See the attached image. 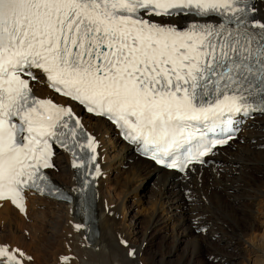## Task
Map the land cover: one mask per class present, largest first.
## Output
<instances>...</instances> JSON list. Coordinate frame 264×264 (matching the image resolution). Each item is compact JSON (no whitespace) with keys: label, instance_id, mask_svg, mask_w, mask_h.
Segmentation results:
<instances>
[{"label":"snow or ice","instance_id":"obj_1","mask_svg":"<svg viewBox=\"0 0 264 264\" xmlns=\"http://www.w3.org/2000/svg\"><path fill=\"white\" fill-rule=\"evenodd\" d=\"M255 11L252 0H0V199L20 203L48 179L53 145L87 149L73 166L100 175L95 138L71 105L36 97L37 72L156 165L207 163L235 117L264 114ZM0 264H24L21 251L0 246Z\"/></svg>","mask_w":264,"mask_h":264},{"label":"bare ground","instance_id":"obj_2","mask_svg":"<svg viewBox=\"0 0 264 264\" xmlns=\"http://www.w3.org/2000/svg\"><path fill=\"white\" fill-rule=\"evenodd\" d=\"M257 14L264 23V2L258 3ZM39 81L33 84L37 94L75 107L86 128L97 137L103 169L96 204L100 234L93 243L87 241L75 202L32 194L20 203L0 200V244L20 250L24 264H209L198 253L206 245L214 247L210 253L221 264H264V149L260 148L264 145V117H258L241 134L245 145L231 141L215 156V163L195 165L180 177L133 154L106 120L83 113ZM54 161L56 167L48 169L50 175L75 194L78 181L72 156L59 149ZM150 176L154 178L147 187ZM128 197L134 202L127 204ZM142 201L139 211L145 216L131 217L130 210ZM201 227L215 239L196 235L195 229ZM156 241L170 243L171 248L166 251V247L162 254L151 249V255L149 245ZM181 246L194 253L178 257ZM132 249L134 256L129 255ZM30 255H34L33 261L28 259Z\"/></svg>","mask_w":264,"mask_h":264},{"label":"rangeland","instance_id":"obj_3","mask_svg":"<svg viewBox=\"0 0 264 264\" xmlns=\"http://www.w3.org/2000/svg\"><path fill=\"white\" fill-rule=\"evenodd\" d=\"M248 139H250V137H248ZM237 143H239V144H246L245 143V141L244 140H239V141H237ZM243 146V145H242ZM234 148V147H233ZM260 148H262V149H264V145H261L260 146ZM236 165H244V162H236L235 163ZM125 168H127L128 169V165H126L125 166ZM221 171V170H220ZM233 173H236V174H238V172L239 171H232ZM231 172V173H232ZM221 173H225V172H221ZM225 174H227V173H225ZM228 175V174H227ZM227 178H229L230 176H226ZM225 177V178H226ZM152 178H154V177H152V176H150V178L149 179H147L146 180V182H145V185H147V187L148 186H150L151 184H152ZM209 182L210 183H212V179L211 180H209ZM219 188H222L221 186L219 187ZM153 192H154V190H153ZM189 193V192H188ZM210 194V192L208 193V195ZM132 196H133V199H134V197H135V195H133L132 194ZM129 198V197H128ZM136 201V200H135ZM131 202H134V201H132L130 198L127 200V204H129V203H131ZM141 204L143 205V201L142 202H140V204H135V206H136V208L135 209H132V210H130V216L131 217H133V215L135 216V218L136 217H139L140 215H144L145 216V213L143 214V210H141V211H139L140 210V207H141ZM140 206V207H139ZM138 207H139V209H138ZM149 211L151 212V206H149ZM134 212H136L135 214H134ZM138 212H141V213H138ZM139 215V216H138ZM28 221V220H27ZM142 221V220H141ZM144 226V227H143ZM144 228H145V224H143V225H141L140 226V234L142 233V231H144ZM202 228V227H201ZM229 231L231 232V230L229 229ZM27 233V232H26ZM194 233H196V235H199V234H201L202 236H207L208 234H209V232L207 231V229H205V231L204 232H195L194 231ZM27 236L28 237H30V231L27 233ZM204 236V237H205ZM209 237H211L210 235H208ZM217 236V235H216ZM193 236H191V238H192ZM215 239V236L213 237H211V239ZM157 242V243H156ZM155 243L158 245H156L155 243L154 244H150L149 245V250L151 251V249L152 250H158V251H160V253L162 254L165 250L167 251L168 249H170L171 248V245H170V243H166V242H168V240L164 243V244H159L158 243V241H156ZM165 245V246H164ZM152 246V247H151ZM154 246V247H153ZM160 247V248H159ZM162 247V248H161ZM167 247V248H166ZM182 248L181 249H179V250H177V255H178V257H181V256H185V255H190L191 253L193 254L194 252H191V250H188V249H184L183 247L184 246H181ZM205 247H207V249H205V251L204 252H198V253H200V257H199V259H201V257H202V259L204 260V259H206V260H208V263L209 264H221V262L219 261V258H215V257H213V255H211V251H214V247H212V246H210V245H206ZM166 248V249H165ZM210 248V249H209ZM213 248V249H212ZM162 249V250H161ZM165 249V250H164ZM148 251V253L149 254H151L153 251ZM165 251V252H166ZM188 252V253H187ZM197 253V252H196ZM191 254V255H192ZM152 255V254H151ZM131 256H133V255H131ZM157 256H159V255H157ZM157 256H156V259H158L157 258ZM30 259L29 260H31V261H33V259L35 258L34 257V255H30ZM201 259V260H202ZM231 262V261H230ZM222 263H224V262H222ZM225 263H227V262H225ZM188 264H191V263H188ZM195 264H200V262L198 261H195Z\"/></svg>","mask_w":264,"mask_h":264}]
</instances>
